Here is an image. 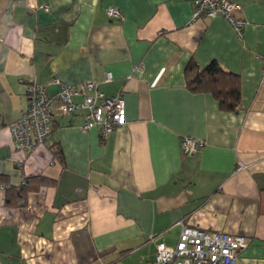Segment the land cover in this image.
I'll use <instances>...</instances> for the list:
<instances>
[{"label":"crops","instance_id":"crops-1","mask_svg":"<svg viewBox=\"0 0 264 264\" xmlns=\"http://www.w3.org/2000/svg\"><path fill=\"white\" fill-rule=\"evenodd\" d=\"M234 1L241 37L190 0H0V264H152L180 221L244 235L235 264H264V0ZM212 60L239 77L235 110L186 83ZM54 78L120 94L124 122L101 140L55 101L46 144L15 151L27 87L54 94ZM180 136L204 143L184 153Z\"/></svg>","mask_w":264,"mask_h":264},{"label":"built area","instance_id":"built-area-1","mask_svg":"<svg viewBox=\"0 0 264 264\" xmlns=\"http://www.w3.org/2000/svg\"><path fill=\"white\" fill-rule=\"evenodd\" d=\"M192 18L220 15L231 24L238 37L243 35L246 20L238 15L241 4L234 0H190ZM110 18L121 17L115 6L106 9ZM110 78V74H106ZM54 81L59 85L54 94L46 91L43 84L33 82L26 89L27 103L17 119L8 124L12 146L15 151L29 152L46 143L53 122V103L57 102L60 113L83 110V129L98 127L100 139L104 140L116 126L124 122V101L120 94L108 96L99 90L96 83L86 81L79 84ZM264 82V67L261 69ZM81 94L79 100L76 95ZM181 151L191 153L203 145V140L191 136H180ZM243 164L238 163L236 169ZM180 232L173 246L159 242L152 264H235L239 253L247 245L242 234L207 230L180 221Z\"/></svg>","mask_w":264,"mask_h":264},{"label":"trees","instance_id":"trees-1","mask_svg":"<svg viewBox=\"0 0 264 264\" xmlns=\"http://www.w3.org/2000/svg\"><path fill=\"white\" fill-rule=\"evenodd\" d=\"M185 77L191 90L211 92L218 100L221 109L235 110L238 106L240 101L239 77L236 73L223 69L216 61L212 60L201 68L189 61L185 68ZM48 149L53 159L61 160L62 154L59 147L52 144ZM14 196L17 197L15 203H20L22 193ZM6 202L10 200L6 198Z\"/></svg>","mask_w":264,"mask_h":264}]
</instances>
